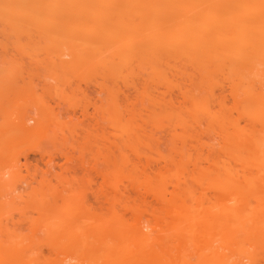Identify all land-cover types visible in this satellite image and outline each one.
Instances as JSON below:
<instances>
[{"label":"rangeland","instance_id":"rangeland-1","mask_svg":"<svg viewBox=\"0 0 264 264\" xmlns=\"http://www.w3.org/2000/svg\"><path fill=\"white\" fill-rule=\"evenodd\" d=\"M175 8L172 7V10ZM99 9H94V15L92 12V15H87V20L78 19L74 13L66 12V20L57 19L56 25L62 29L58 27L60 33L55 30L56 34L51 32L54 27L50 29V26H55L51 22L57 20L50 22L45 17L25 29L18 28L12 20L0 21V228L5 227L0 230V256L5 258L0 257V264H5L9 257L12 258L11 264H39L41 257L45 259L42 258L40 264H48L55 257L62 259L66 255L73 256L72 248L65 250L67 253L64 251L59 254L48 247L47 241L50 240L42 239L44 236L39 229L50 222V218L54 219V223L51 221L54 224L51 232L57 231L59 235L67 230V223L72 224L70 226L74 234L69 239L71 243L79 240L78 233L82 231L88 236L100 232L97 226L100 220L111 216L119 217L117 233L120 239L136 244L138 241L134 239L142 237L141 231H148V237L155 241L169 231L170 224L176 217V212L172 210L176 209L177 206L173 204L177 201L172 198V193L179 189L183 190H180L181 193L187 192L186 195H181H185V205L189 208L193 229L191 234L173 235L171 240L178 243L189 239L200 242L207 238V243L220 242V234L212 228L214 216L211 215L210 208L222 201L226 193L224 180L227 176H224V167L239 168L231 162L229 155L226 156L228 145L241 146L243 143H237L236 134L241 135L243 130L249 127L251 129L252 125L260 129V123L255 120L250 122L239 115L241 107L234 105L235 101L230 94L229 72L224 73L227 65L225 71L218 67V74L213 67L214 72L212 74L211 70L212 75H209V72L203 71L209 70L211 62L206 61L210 60L200 57L199 64L206 62V68L202 70V66L193 62L191 54L189 57V51L185 53L190 59L181 52L178 54L184 57H179L180 60L177 53L175 58V53L171 52L173 57H169L168 51L162 53L165 51L162 46L160 53L163 57L165 54L167 56L162 60L163 57L157 55L159 57L156 60L151 57L152 50H149L153 42L148 46L144 43L148 47L146 52H151L150 56L141 51L144 52V57L145 54L148 55V59L142 58V53L139 54L141 58L139 55L137 57V52L136 57H133L134 54L132 56L130 52V58L124 56L129 60L122 57L124 60L120 61L123 53L126 54L127 49L130 50L135 42L139 44L140 40H145L143 37L147 38L145 36L150 34V27H157V22L153 21L156 18L152 14L154 19L150 22V15L148 20L145 17L150 14L147 13L149 10L141 8L140 13L134 9L132 13L133 8H126L131 11L129 14L128 10L118 6L115 8L116 13L106 20L102 18ZM125 10L127 15H123ZM97 17L101 19L98 20ZM182 18L178 20L180 23ZM171 19L165 21L168 22L167 25L172 23ZM205 21L204 24V21L200 22V28L204 31L209 29L207 31L210 32L212 23L207 19ZM75 26L84 35H78L80 32L75 30ZM176 26L174 30L179 25ZM63 28L64 31L71 28L79 33L72 36L75 34L71 32L72 35L67 37L63 32V36ZM37 29H50L52 34L48 31L46 36L47 30H42L39 32L42 35H38V38L34 34ZM95 31H100L101 34L95 36ZM105 33H109V37ZM162 38L166 48V41L171 35L166 34V39ZM147 41L150 42L149 39ZM190 41L191 39L189 44L196 42ZM159 42L164 45L161 39ZM169 43L172 44L173 40L170 39ZM194 47L193 45L191 48ZM113 54L120 57L118 61ZM158 60L163 62L159 63ZM114 61L118 65L114 66ZM183 63L191 67L180 68L179 66H184ZM192 63L196 65L193 66ZM152 68L161 69L158 71H162V77L158 73L156 76L151 71ZM258 75L261 85L264 74ZM163 77L167 78V84ZM258 82L254 85L256 92H259L258 89L264 90V85L259 86ZM195 99L201 101L198 103ZM192 102H196L198 108L192 107ZM233 109H240L239 114ZM235 117L237 120L238 117L242 118L238 121L239 124ZM244 121H248V124ZM238 127L241 128L239 131ZM232 130H235L234 133H231ZM227 135H234L232 141L237 140L229 144L232 138H227ZM223 149L227 151L223 152ZM217 173L220 174L224 188L222 183H216ZM55 218L58 221L64 219L67 223L64 225L63 222L55 221ZM190 222H186L184 226ZM3 229L10 232L11 239H7ZM261 244H264V240ZM262 246L259 254L255 252L257 259L261 258L260 264H264V245ZM35 254L36 258H33ZM31 259H36L37 262H30ZM53 263L52 261L51 264Z\"/></svg>","mask_w":264,"mask_h":264},{"label":"bare ground","instance_id":"bare-ground-1","mask_svg":"<svg viewBox=\"0 0 264 264\" xmlns=\"http://www.w3.org/2000/svg\"><path fill=\"white\" fill-rule=\"evenodd\" d=\"M118 6L123 7V9H126V8L132 9L133 8L132 13H134V9H135V12L136 11H139V12L142 11L141 8H143L144 11L149 10V12H147V13H150V14H147V16H145V17H147V20H148V18H150L152 16V14H154L153 17H155L156 18L155 20H158V21H155V20H153V21L157 22V23L159 21L160 22L163 21L162 24L165 23V24H163V26H166V28L163 27L162 24H159V25H161V28H160V26L156 23L157 27L156 26H154L155 28L150 27L149 28L150 32H148L149 30H147V32L150 33V34H148V36L144 35L147 38L143 37V39H145V40L144 41L142 40L143 42H141V40H140L139 44H137L135 42V44H133L131 46L133 49L132 48H130V50L127 49L129 52L126 49H124L125 51H127V53L125 54V52H124L123 55L121 56V58L119 56L115 57L113 54V56L117 59L116 61H118L119 58L121 59L120 61L124 60L126 56H129L130 52H131V54L132 53L134 54V56L132 54L133 57H136L135 52H137L138 53L137 57L139 54L140 55L143 54L142 55L143 57L140 55H139V57L140 58L142 57L144 59H148V57H147L148 55L146 56V54H145V57H147V58H145L144 52L142 53L141 51H145V52L148 51L147 50L148 44L150 45L153 42V44L150 46V49H149L150 51L152 50L153 55H151V52H150V54L148 52H146V53H148L149 56L151 55V57L153 56V58L156 60L158 59V57L160 55L163 57V55H162L163 52L167 53V51H168V52H170L169 57L170 56L173 57L175 55L174 56V58H175L178 53H181V52L187 53V51H189L188 54L192 55L191 59H194L193 62L195 61L198 64V66H200V67L202 66L201 68L199 67L200 69L203 70L204 67L206 68V66H204V64L206 62L207 63L211 62L210 67L208 66L209 70H205V71H203V73L209 72V75H212L213 74L212 72H214V70H215V71H217V74H218V73H220L218 71L219 70L218 67H220L221 70L225 71L224 69H225V66L227 65L226 66L227 70L224 73L229 72V74L228 73L227 74L230 76H228L227 74H225V75H227L228 77L231 78V81L229 82V86L231 87L230 90H232V91L231 92L229 91V92L232 95V98L234 99L233 101H235V103H237V104L234 103V105H237L239 108L241 107V112H239L240 109H237V110L233 109V110L237 112V115L240 113L239 114L240 116H242L243 118L245 117V119H247L250 122H252L253 120H255L256 122H259L261 125V128L259 129V127L256 128L257 127L256 125L255 126L252 125L251 129L249 127V129L243 130L244 132L241 133V135L239 133H237L238 135L236 134V136H238V138H237L238 140L237 139H235V140H237V143H239V142L243 143L241 146H235V145L230 146V145H228L229 149L227 152L228 154L226 153V156L229 155L228 158L231 160V162L236 164L239 168H236V169H238V170H236V169H234V166H231V165H229V167L231 166L230 168H228L227 166L224 167V170L225 169L226 170H225V172L224 171H222V172H224V174H225V175L223 174L224 176H227V178H225L226 180H224V185L226 187V190H225L226 193H224L225 195L223 196L222 201L216 202L215 205H213L210 208L211 215L214 216L212 228H214L213 230L217 234H220L219 237H221L219 239L220 242L218 244L207 243L206 242L207 238H203V240H201L200 242L199 241H193V240L189 239L188 241L178 243V242H174L173 240H171L173 235H178L181 233L191 234L192 229H193V225H191L192 222H190V211H189V208L185 205V195L187 192L186 191H185L186 193L182 192V193H185V195L183 194L184 195L183 196V195H181L182 194L181 191H183V190H181V189L177 190V188H176V190L178 192L181 190L179 194H177L178 192L175 191V189H174V191L176 192V194H174L175 192L172 191L173 192L172 198H174V201L175 202L177 201L176 203H178L177 205H176V203L173 204L175 207L176 206L177 207H176V209H174V211L172 210V212H176V215H175L176 217H174L175 219L173 218V221H172L173 223H171L172 225L170 224L169 231L166 232L167 234L165 233L164 235H161V237H159V239H157L155 241H152L151 238L148 237L150 235V234L148 235V233H149L148 231H146V232L141 231L142 230V229H140L141 227H139V229H140L139 231H141L140 236H142V237L137 236L139 238L134 239L135 241H138L136 244L133 242L129 243V241L127 242L123 238L120 239V237H118V233H117L118 232V226L120 225L119 217L118 216H111L109 219L100 220L99 225H97L101 230L100 232H98L94 236H92V235L88 236L85 232L82 231V232L78 233L80 235L79 240L76 242L73 241L74 243H71V241H69V239L74 234V232L71 229L72 226H70L72 224L64 222V219L59 220L60 223L63 222L64 225H65V223H67V225H69L67 227V230H66L67 232L64 231L62 235L61 234L59 235V232L56 233L57 231H54L55 233L51 232L52 226H54V224L52 225V223H54V219L50 218V222L45 223V225L43 227H41L42 231L40 230L41 228L39 229V231L41 232L40 234L44 236V238H42V239L45 240V238H46V241L50 240L49 242L47 241V243H49L48 247H50V249L52 251L59 252V254H60V252L64 253L65 250L72 248L73 256L69 255L70 256L69 257L68 255H66L62 259H58L59 257L57 259H55L56 258L55 257L54 260L52 258V260L49 261L50 263L48 262V264H51L52 261L54 262L53 264H258V262L261 260V258L259 257L260 260L257 259L258 255H256L255 252H257L259 254V252L261 250L260 248L263 247L262 245H264V244H261L262 240H264L263 239L264 238L263 237V235H264L263 234V232H264V200H263L264 195H262V193H264V191H263L264 190V180H263L264 179V175H263V169H264L263 168L264 167V90L260 91V89H258L259 92H256L254 85L256 82H258L260 80L259 79L260 76L258 74H261V75H262V73L264 74V0H0V21L1 20H3V21H5V20L11 21L12 20V21H14V24L16 22V24H17L16 26L18 28H24L25 29V28H30L31 23L32 24H33V22L36 23L35 21H40V20L44 19V17L47 18L48 21H50V22L52 20H57V19H62V20L65 19L66 20V18H67L66 12H68V11H69L68 13H74L75 17H78V19L84 18L87 20L88 16H90L91 12L94 15L96 12L94 9H97V11H98V8L101 9V10L100 9L99 10L101 11L102 18L106 19V18H109V16H111L114 12L116 13V11H117L116 9L118 8ZM172 7L173 8L177 7V9L175 8L172 10ZM69 8H71V10ZM136 8L137 9L140 8V10H136ZM123 9H121V10H123ZM126 10H128V9H126ZM126 10H125V13H123V15H125L127 13ZM150 10H151V12H150ZM122 12H124V11H122ZM128 13L130 14L131 11L128 10ZM99 14L100 13H98V15ZM148 15H150V17ZM175 15H177V16H175ZM180 15L183 18L180 17ZM105 16H107V17H105ZM172 16H174L176 18V20ZM153 17H151L149 19V21L151 19H154ZM178 17L182 18L181 23H180V21H178V20H180V18L177 19ZM97 18H98V20L101 19L100 17H97ZM162 18H165L166 19L165 21H168L169 19L172 18L170 21L173 24L175 23V25H173L170 22H169L170 24L167 25L168 22L166 23L164 21V19H162ZM167 18H169V19H167ZM193 18H194V20H193ZM205 19H207L210 23L213 24L212 25L209 23L210 26L212 27L210 32L207 31V30H209V29H206L207 27L205 28L206 29L205 31H207V32H205L204 29L200 28V25H201L200 22L202 23L204 21L202 23V24H204L206 22ZM75 20H76V18H75ZM101 21H104V19H102ZM84 22H86V21H84ZM51 23L52 24L55 23V26H56L55 27L54 24L50 26V29L54 27L52 31L50 29H48V30L46 29L47 31L42 29L44 32L46 31L45 32L46 36L50 31L55 33V30H56L57 31L56 33H60L59 29H62L58 25H56V23H58V20H57V22L53 21ZM81 23H82V21H81ZM177 23H180L181 25L177 24ZM99 24H101V23H99ZM176 25L177 26L179 25L178 26L179 29L175 28V30H174L173 28ZM76 26H78V25H76ZM76 26H75V28H76ZM58 27H59V29H58ZM71 27H73V26H71ZM80 27H82V26H80ZM208 28H210V27H208ZM64 29L65 28H63V31H61V35L64 36L66 34L67 37H70L72 35V33L75 34L72 36H76V34L80 32L79 27L75 29L76 31H77V29L79 30V32H77V33L75 31H72L71 28H70L71 29L70 32H69L70 29L69 30L66 29V31H64ZM104 29L107 32L109 31V29L107 30V28H103V30ZM38 30L39 29L34 31L35 37L41 34L39 32H41L42 30L41 31H38ZM86 30H85V32L88 31V30L87 31ZM172 30L174 31L173 33H172ZM100 31L99 32L97 31V33L95 31L94 32L95 36H97L99 33L101 34ZM66 32L67 33L69 32V33L67 34ZM88 32H90V31H88ZM45 33H43V35ZM94 33H93V35H94ZM109 33H107V35L105 33V36H108ZM102 34L104 35V33H102ZM139 34H141V33H139ZM166 34L171 35V38H169V40L170 39H171V41L173 40V43L171 44V43H169V40L167 39L168 41H166V42H168L167 44L169 47L167 45L166 46L168 48L167 47L165 48V43H163V42H165V40L163 41L164 38H162V37H165V39H166ZM78 35L82 36V35H84V32L82 34L80 32V34H78ZM110 36H112V35H110ZM87 37H84V38H87ZM148 37H150V38H148ZM38 38H39V36H38ZM151 38H153L152 41H151ZM148 39L150 42L147 41ZM160 39L162 41L161 43H163L164 45L160 44V42H159ZM190 39H191V41L196 40V42L190 41L191 44L194 42L191 45V44H189ZM187 41H188V43H187ZM144 43H146L147 46H146V44L144 45ZM203 43L205 45H203ZM193 45L195 46L194 49H192ZM139 46H141V48L143 47V49H141ZM161 46L163 47V50L165 49V51H162ZM123 47L124 46H122L121 49H123ZM125 47H127V45ZM128 47H129V45H128ZM160 47H161V49H160ZM138 48L140 49L139 51H138ZM169 49H172V50H169ZM155 50H157V51H155ZM119 51H121V50H119ZM160 51H162V53H160ZM158 52L160 54H158ZM171 52L173 54L174 53L175 54L171 55ZM186 53L184 54V56L188 57L189 55H186ZM118 54H120V52ZM131 54H130V56H131ZM157 55H159V56L157 57ZM178 55H177L178 59H180L181 57H184V56L180 57V55H182V54H178ZM191 55L189 57H191ZM113 56L111 55V58ZM130 56H129V58H130ZM166 56L167 55L165 54L164 57H166ZM151 57H149V58H151ZM164 57L162 60H165ZM200 57H201V59L203 58V60L206 59V60H210V61H206V62L202 61V63H201L202 65H201V64H199L201 62ZM204 57H206V58H204ZM129 58L128 59L126 58L125 60H129ZM153 58H151V60ZM197 58H199V60ZM160 61L161 60H158L157 62L160 63ZM172 61L173 60H171V63H172ZM148 62H149V60H148ZM161 62H163V61H161ZM178 62L180 63V61H178ZM190 62H192V60H190ZM224 62L225 63L227 62V64H225ZM117 63H121V62H117ZM149 63H151V62H149ZM154 63H156V62H154ZM196 63L195 64L192 63V65L195 66ZM113 64H114V66L118 65L115 63V61ZM109 65H111V63ZM154 65L155 64H153V66L152 65L151 66L154 67ZM156 65H158V64H156ZM180 65H182V63H180ZM183 65H184V63H183ZM186 66L191 67L190 65H186ZM186 66L184 65V66H179V67L184 68ZM198 66L196 67L197 69H198ZM215 66H217V68ZM223 66H224V68H223ZM149 67H150V65H149ZM159 67L162 68L161 66H159ZM189 67H186L185 69H187ZM213 67L215 68L214 70H213ZM210 68H212V69H210ZM154 69L155 68H152L151 71L154 74H156V76H158L162 73V71H158L161 69H159V68L155 69V70ZM211 70H213V71H211ZM210 71L212 74L210 73ZM157 73H158V75H157ZM199 73H200V71H199ZM162 74L160 75L161 77H162ZM196 74H197V72L195 73V75ZM201 74H202V72H201ZM215 75H216V73H215ZM187 76H188V74H187ZM154 77H155V75H154ZM164 77H163V79L166 80L167 78H164ZM205 77L207 78V76H205ZM209 77L211 78L212 76H209ZM156 78H153V80H155ZM206 78H205V80H206ZM210 78H209V80H210ZM227 78H225V79H227ZM158 79H159V77H158ZM163 79H162V81L164 82ZM262 80H263V77H262ZM196 81H197V79H196ZM210 81H209V83H211ZM165 82H166L165 84H167V80ZM259 82H258V84H259ZM263 83H264V81H262L261 85L259 84V86L264 85ZM197 84H199V83H197ZM211 84H210V88L212 85L214 87V84H212V85ZM192 85H193V82H192ZM192 85L190 86L191 88H192ZM206 85L208 86V84H206ZM183 86H184V84H183ZM199 91H200V89H199ZM203 91H205V89ZM202 92H201V94H202ZM203 94H204V92H203ZM193 95H197V94H193ZM205 96H206V94H205ZM205 96H204V98H206ZM187 97L189 98L188 95H187ZM187 101H188V99H187ZM195 101L198 102L196 99H195ZM200 101L201 100H199V102ZM196 102H192L194 104L191 106L196 107V104H195ZM190 104H191V102H190ZM234 107H232V108H234ZM196 108H198V104H197ZM200 109H201V107H200ZM196 110H198V109H196ZM193 112H191V113H193ZM196 112H198V111H196ZM206 113H207V111H206ZM234 116H236V115H234ZM234 116H232V117H234ZM230 117H231V115H230ZM235 118L237 121L236 123H238V121L240 119H242L240 117H238V120H237V117H235ZM221 120H223V119H221ZM229 121L230 122L232 121V123H235V121H233L231 119H229ZM247 122H245V123H247ZM247 126H249V125H247ZM258 126H259V124H258ZM230 127H231V125H230ZM240 127H242L244 129L243 126H240ZM245 128H247V127H245ZM255 128H256V130H255ZM239 129H241V128L238 127L237 131H239ZM234 131L235 130H232L231 133H234ZM226 137L227 138L229 137L230 139L232 138L231 143L229 142V144H232L235 141V140L232 141L234 135H232V136L227 135ZM240 138H242V139H240ZM230 139H229V141H230ZM224 149H223V152H226L227 149L225 151H224ZM222 166L220 165V167H222ZM218 170H217V172H219ZM219 175L220 174L215 176L216 183L217 184L222 183L221 184L222 188H224L223 181L221 180V177ZM221 175H222V173H221ZM217 177L219 178V181H217V179H218ZM225 181H226V184H225ZM28 186H27V189H28ZM31 188H32V186H31ZM32 190H33V188H32ZM28 191H27L28 193H31L30 190H28ZM32 192H34V191H32ZM181 199H183V200H181ZM171 209H173V208H171ZM51 221H52V223H51ZM55 221H58V219L55 218ZM186 222H190V223L187 226H184V224ZM56 226H58V224H56ZM3 227H1L0 230H2ZM3 231H4V229H3ZM214 233H213V236H215ZM4 234L7 236V239L10 238L9 237L10 232L7 233L4 231ZM12 240H13V238H12ZM68 242H70V243H68ZM65 252L67 253V251H65ZM261 252L263 253V251H261ZM71 253H72V251H71ZM42 254L43 253H41V255ZM34 256H36V254L33 255V258H36ZM2 258H4V257L2 256ZM28 258H32V257H28ZM42 258H44V257H41L40 263L42 262ZM18 259H19V257H18ZM11 260H12V258L9 257V260H6L5 264H7V263L11 264L10 263ZM27 260H29V259H27ZM34 260L37 262L36 259H34ZM34 260L31 259L30 262H33ZM55 260H57V261H55ZM13 261H14V259H13ZM44 261H46V260H44ZM263 261H264V259H263ZM20 262H21V259H20ZM260 263H261V261L259 262V264Z\"/></svg>","mask_w":264,"mask_h":264}]
</instances>
